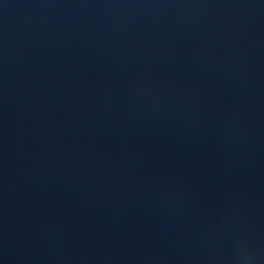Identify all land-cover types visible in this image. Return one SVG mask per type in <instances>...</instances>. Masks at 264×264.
<instances>
[{
  "label": "water",
  "instance_id": "obj_1",
  "mask_svg": "<svg viewBox=\"0 0 264 264\" xmlns=\"http://www.w3.org/2000/svg\"><path fill=\"white\" fill-rule=\"evenodd\" d=\"M0 264H264V0H0Z\"/></svg>",
  "mask_w": 264,
  "mask_h": 264
}]
</instances>
